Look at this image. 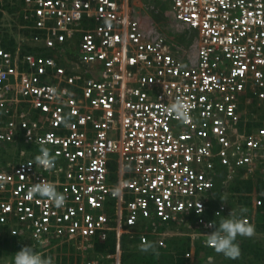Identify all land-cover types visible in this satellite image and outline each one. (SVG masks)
<instances>
[{
	"label": "built area",
	"instance_id": "built-area-1",
	"mask_svg": "<svg viewBox=\"0 0 264 264\" xmlns=\"http://www.w3.org/2000/svg\"><path fill=\"white\" fill-rule=\"evenodd\" d=\"M132 1L12 0L23 39L0 43V145L19 154L0 160V238L83 247L114 232L143 248L175 222L207 245L220 172L264 169V129L247 114L264 102V0H162L195 53ZM41 147L52 169L36 164ZM40 182L65 204L30 197Z\"/></svg>",
	"mask_w": 264,
	"mask_h": 264
},
{
	"label": "rangeland",
	"instance_id": "rangeland-1",
	"mask_svg": "<svg viewBox=\"0 0 264 264\" xmlns=\"http://www.w3.org/2000/svg\"><path fill=\"white\" fill-rule=\"evenodd\" d=\"M142 1L144 6L142 7V12L140 14L146 16L144 17V20L153 21L154 23L156 22L158 25L155 24L160 29L167 32L172 40L181 43L189 51L188 53H195L197 41L196 36L182 26H172L169 3L162 0H154L156 1V4L154 1H152V3L149 0ZM11 2L12 0L0 1V43L4 44L14 41L15 46H17V43L22 44L23 32L20 31L18 27V9L13 7ZM183 36H187V41L183 39ZM247 114L250 115L248 117L249 120H255L250 128L256 129V131L262 128L264 129V102L259 104L256 103L254 108L253 106L249 108ZM18 154L19 150L15 145H0V160L8 161ZM111 171L113 174V181L116 182L117 167L115 164L111 166ZM239 178L250 179L256 184L259 178L264 180V169L255 170L253 173H243L242 175H240V171H236L233 179L230 181L227 180L226 182L225 179H223V181L219 178L220 180L217 182V185L222 198H219V206L217 210L220 209L219 218L228 216L227 214L233 211L238 218L243 220H245V218L249 219L248 223L254 226L255 234L252 237H241L247 239L251 238V240L253 239L254 242L257 243L252 250L246 249L244 251V249L238 244L240 255L235 259L226 258L223 254L215 252L214 248L205 245V240L201 239V237L196 236L193 239L191 235H194L195 233L191 230H170L169 235L167 236H159L155 239H151L150 245H153L152 242L154 240L156 241L154 243L156 247L165 248L167 247V240L169 238L184 237L186 243L189 245L192 243V247L189 250L191 252V257L188 259L190 264H264V232H260L256 229L257 208L252 207L249 217L246 216L245 212H243L241 216H238L242 209L241 205H237V198L234 197L233 199L230 197V187L236 184ZM257 196V193L254 191L251 196V200L254 204L258 200ZM220 199L222 201H220ZM235 207H237V209ZM213 209L216 211L215 208ZM110 211L113 212V209L111 208ZM241 242H243V240H241ZM25 246H31L43 256L51 257L53 259V264H87L89 262L122 264V257L125 252L136 253V256L138 257H131L126 264H145L144 259L140 257L145 254L144 252L146 251L139 247L138 242L125 248L121 246L120 240V244L118 245L117 243L116 252L112 254L107 251L97 252L95 250L94 241L89 246L79 247V244L73 245V243L69 244L65 242L33 241L31 239L23 241L8 240L6 246H0V264H12L14 254ZM198 246H201V248L203 247V250L201 249L198 251Z\"/></svg>",
	"mask_w": 264,
	"mask_h": 264
},
{
	"label": "trees",
	"instance_id": "trees-1",
	"mask_svg": "<svg viewBox=\"0 0 264 264\" xmlns=\"http://www.w3.org/2000/svg\"><path fill=\"white\" fill-rule=\"evenodd\" d=\"M2 45L9 50H14L16 47L14 41H11L9 43H4ZM27 51H30V50L28 48H25V52ZM243 173L244 171L240 170V175H242ZM220 177H221V180L225 179L226 177L225 172H220ZM218 181L215 182V187L213 189L214 198H211L209 200L210 215L212 216L215 211L213 208H215L216 210L218 209L219 198H222L218 190L219 189L217 185ZM254 191L258 195V202H259L257 206V214H256V225H257L256 229L259 230L260 232H264V180L262 178H259V180L255 184V182H253L250 179L247 180L244 178L243 179L239 178L236 184L230 187V192H231L230 197L233 199L234 197L237 198L238 199L237 205H241V208L243 209V211L240 210L238 216H241L243 212H245L246 216H249L250 211H252V207L254 208V204L251 200L252 198L251 196ZM220 201L222 200L220 199ZM235 208L237 209V207ZM224 218L226 217L216 218L217 220L216 227L219 226L220 221ZM165 228H167L168 230H172V231H175V230L187 231L188 230V227H186L184 223L176 224L175 222H171L168 225L158 227V229L162 233L165 232L164 231ZM157 237L159 236H155V235L151 236L150 240L155 239ZM8 240L23 241L22 238L8 237V235H6L5 237H2L0 239V246H6ZM241 240H243V242H241ZM138 241H139L138 238L130 239L127 235H122L121 246L126 248L127 246H130L133 243L138 242ZM155 242L156 241L153 240L152 242L153 245L149 244L150 247L148 248V250L144 252L145 254H143L140 257L144 259L145 264H190V261L185 257V254L191 249L192 243L191 245L186 243L184 237L183 238L182 237L181 238H169L167 240V247L165 248L156 247L154 245ZM236 243H238L241 246V248L244 249V251L246 249L252 250L254 246L257 245V243L254 242L253 239L251 240V238L247 239L241 236L237 237ZM94 245H95V250L97 252L107 251L108 253L114 254L116 252V247H117V240H116L115 233L112 232L109 235L107 241L104 243H101L98 239H96V241L94 242ZM201 249L203 250V247L202 248L201 246L197 247L198 251H200ZM136 255H137L136 253L125 252L122 257V264H126V262L131 257L132 258L137 257Z\"/></svg>",
	"mask_w": 264,
	"mask_h": 264
},
{
	"label": "clouds",
	"instance_id": "clouds-1",
	"mask_svg": "<svg viewBox=\"0 0 264 264\" xmlns=\"http://www.w3.org/2000/svg\"><path fill=\"white\" fill-rule=\"evenodd\" d=\"M169 111L175 113L181 120L187 118V114L179 102L173 103ZM35 162L43 169L49 170L54 167L55 157L50 155V150L47 147H41L40 154L35 157ZM35 194L49 198L56 207H62L65 204L64 195L56 191L53 183L40 182L34 184L28 195L31 197ZM208 227H214V231L206 234V244L214 248L215 252L230 259H235L240 255L239 245L236 243L237 237H252L255 234L254 226L238 218L233 214V211L220 221L218 227H216L214 221L210 222ZM149 247L150 245H146L142 250L147 251ZM12 264H53V259L43 256L31 246H25L14 254Z\"/></svg>",
	"mask_w": 264,
	"mask_h": 264
},
{
	"label": "crops",
	"instance_id": "crops-1",
	"mask_svg": "<svg viewBox=\"0 0 264 264\" xmlns=\"http://www.w3.org/2000/svg\"><path fill=\"white\" fill-rule=\"evenodd\" d=\"M149 1H151V3H152V1H154V0H149ZM155 2V4H156V1H154ZM151 3H149V4H151ZM132 4H133V6H135L136 7V9H135V7L133 8V10H134V12H136V13H138L137 14V16H139L140 18H144V17H146V16H142L140 13L142 12V7L144 6V4H143V1L142 0H133L132 1ZM156 23V22H155ZM157 24V23H156ZM158 25V24H157Z\"/></svg>",
	"mask_w": 264,
	"mask_h": 264
}]
</instances>
